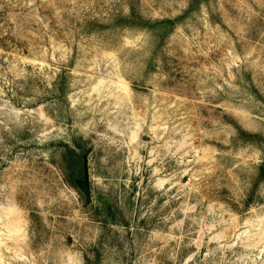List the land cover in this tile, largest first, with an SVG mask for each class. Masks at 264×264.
<instances>
[{"label": "rangeland", "instance_id": "374dc122", "mask_svg": "<svg viewBox=\"0 0 264 264\" xmlns=\"http://www.w3.org/2000/svg\"><path fill=\"white\" fill-rule=\"evenodd\" d=\"M263 163L264 0H0V264H264Z\"/></svg>", "mask_w": 264, "mask_h": 264}, {"label": "trees", "instance_id": "16d2710c", "mask_svg": "<svg viewBox=\"0 0 264 264\" xmlns=\"http://www.w3.org/2000/svg\"><path fill=\"white\" fill-rule=\"evenodd\" d=\"M199 2H200V0H195V5L197 6ZM167 22H169V21H167ZM170 24H172V22H170ZM238 132H239V138H243V136H247L248 138L249 137L253 138L256 136V135H254L252 133H248L242 129H239ZM63 156H64V160L66 161V164H67V169L71 170L73 167V164L78 160L77 153L75 151H73L72 149L67 148L66 151L64 152ZM257 178H258L256 180L257 182L255 181L254 186H253V190H252L253 193L257 188L258 182L264 178V163L262 165H260V167H259V174H258Z\"/></svg>", "mask_w": 264, "mask_h": 264}, {"label": "water", "instance_id": "95a60500", "mask_svg": "<svg viewBox=\"0 0 264 264\" xmlns=\"http://www.w3.org/2000/svg\"><path fill=\"white\" fill-rule=\"evenodd\" d=\"M80 187L85 195L86 202L90 203L92 200V192L90 185V173L87 155H84L82 161V176L79 181Z\"/></svg>", "mask_w": 264, "mask_h": 264}]
</instances>
